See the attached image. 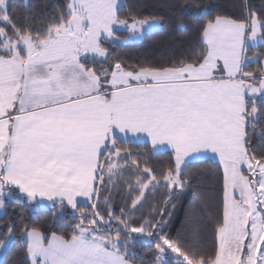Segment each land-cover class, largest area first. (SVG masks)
<instances>
[{"label":"snow or ice","instance_id":"1","mask_svg":"<svg viewBox=\"0 0 264 264\" xmlns=\"http://www.w3.org/2000/svg\"><path fill=\"white\" fill-rule=\"evenodd\" d=\"M14 7L0 0V210L19 195L53 227L70 218L48 233L0 217V249L19 233L17 264H264V0H182L167 16L121 0ZM189 19L188 49L112 51ZM209 162L214 194L194 189L202 207L173 235L169 205Z\"/></svg>","mask_w":264,"mask_h":264},{"label":"trees","instance_id":"2","mask_svg":"<svg viewBox=\"0 0 264 264\" xmlns=\"http://www.w3.org/2000/svg\"><path fill=\"white\" fill-rule=\"evenodd\" d=\"M11 2L15 5L13 11L22 15L24 11L21 7L22 0H11ZM33 2L39 3L41 0H33ZM50 2L55 4L59 2V0H50ZM180 2H182V0H122V3L125 5V10H127V6L129 4H133L138 6V11L166 16L171 15L174 11L171 5ZM199 2L201 4L218 6L217 10H225L227 5L231 3V0H199ZM251 3L259 6L261 0H251ZM175 11H179V9H175ZM187 24L188 30L181 32L176 30L175 26L171 22H166L162 28L152 32L151 34H145L143 38L136 43H116V46L112 48V51L121 55H126L129 59L159 61L161 57L167 55L173 47L176 49H188L194 44L195 34L193 29L197 25L190 19L187 21ZM150 158L154 163L159 164H164L168 160L167 155L162 153ZM201 167L203 169L202 176L197 181L194 188L185 190L183 195L173 197L175 205L174 209H172V206L169 205V209L172 211L171 227L174 230L173 235L185 226L190 215L197 211L198 206L202 207L194 189L204 190L209 196L214 194L216 186L215 163L209 162ZM156 199L159 200L160 197L157 196ZM148 203L152 202L149 201ZM7 205L6 211L8 215L4 216V214H2L0 217H3L5 220L11 217L17 224H19L21 220L29 224H35L45 229L48 233L61 231L59 224L66 223L70 218L68 214L65 213L64 218L62 220H58L57 226L53 227L51 208H37L36 210L29 209L24 204L23 198L19 195L7 200ZM118 207L119 201H117V210ZM145 211H147V205ZM136 244V251L139 252V240L136 241ZM20 247L19 233H16V242H10L0 261V264H17V261L21 258Z\"/></svg>","mask_w":264,"mask_h":264},{"label":"rangeland","instance_id":"3","mask_svg":"<svg viewBox=\"0 0 264 264\" xmlns=\"http://www.w3.org/2000/svg\"><path fill=\"white\" fill-rule=\"evenodd\" d=\"M121 2H122V0H121ZM160 29V28H159ZM159 29H156V30H154V31H157V30H159ZM153 31V32H154ZM140 40V39H139ZM139 40H128V41H124L123 39H121V40H118L116 43H121V44H131V43H136V42H138ZM11 199V198H10ZM10 199H8V200H10ZM37 208H50L46 203H41V204H38V205H36V206H34V208H32V210H36ZM3 214V210H0V216ZM10 244V243H9ZM9 246V245H8ZM8 246L6 247V248H2V249H0V261H1V259H2V257H3V255H4V253H5V251H6V249L8 248Z\"/></svg>","mask_w":264,"mask_h":264}]
</instances>
